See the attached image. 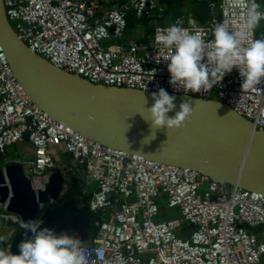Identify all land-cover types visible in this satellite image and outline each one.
<instances>
[{
    "label": "built area",
    "instance_id": "built-area-1",
    "mask_svg": "<svg viewBox=\"0 0 264 264\" xmlns=\"http://www.w3.org/2000/svg\"><path fill=\"white\" fill-rule=\"evenodd\" d=\"M19 38L34 52L67 72L95 84L186 94L227 103L264 130V82L242 90L236 68L211 90L193 93L170 85L165 57L156 42L123 41L128 14L163 17L159 0H127L109 7L104 0H4ZM251 0L210 2L218 10L199 24L192 15L176 24L199 31L206 42L227 21L238 28ZM264 11V0H256ZM264 21L262 19L260 22ZM260 24V23H259ZM257 35V28L249 39ZM27 139L34 148L23 162L26 173L45 182L57 170L53 147L63 145L88 183H96L85 203L93 214L91 239L82 244L87 264H264V194L213 180L190 168L163 164L105 146L55 120L34 103L14 75L0 44V155ZM51 170V171H50ZM36 186V185H35ZM101 213L95 218L94 214ZM162 216V218H161ZM167 217V218H165ZM20 218L0 203V221ZM242 225V226H241Z\"/></svg>",
    "mask_w": 264,
    "mask_h": 264
},
{
    "label": "water",
    "instance_id": "water-1",
    "mask_svg": "<svg viewBox=\"0 0 264 264\" xmlns=\"http://www.w3.org/2000/svg\"><path fill=\"white\" fill-rule=\"evenodd\" d=\"M104 1L121 7L127 0ZM0 44L27 96L81 135L128 154L197 170L215 181L264 194V130L227 103L168 92L176 97L170 117L188 99L192 114L179 129L151 128L145 120L146 108L154 103L151 94L157 91L95 84L57 67L19 38L4 0H0ZM71 175L68 166L51 171L43 185L36 187L22 163H7L0 167V203H5L20 223L43 220L41 227L68 230L82 245L91 239L94 219L82 194L54 206L69 191ZM70 181L78 187V176ZM22 231L19 228L5 244L14 255L19 254Z\"/></svg>",
    "mask_w": 264,
    "mask_h": 264
},
{
    "label": "clouds",
    "instance_id": "clouds-1",
    "mask_svg": "<svg viewBox=\"0 0 264 264\" xmlns=\"http://www.w3.org/2000/svg\"><path fill=\"white\" fill-rule=\"evenodd\" d=\"M234 3L239 6V0ZM262 19L264 11L256 0H251L238 28H232L227 21L217 23L212 29L211 42H206L199 31L190 33L179 24L158 30L156 42L170 50L165 57L170 85L175 88L182 84L193 93L208 91L236 68L242 79V90L257 88L264 82V36L249 37ZM151 99L154 103L146 108L148 118L142 116L151 128L179 129L193 111L188 99L170 117L168 113L176 108V97L163 88L153 92ZM43 223V220L21 222L23 239L17 245L19 254L0 250V264H87L85 250L75 235L68 230L57 232L54 227H41Z\"/></svg>",
    "mask_w": 264,
    "mask_h": 264
},
{
    "label": "crops",
    "instance_id": "crops-1",
    "mask_svg": "<svg viewBox=\"0 0 264 264\" xmlns=\"http://www.w3.org/2000/svg\"><path fill=\"white\" fill-rule=\"evenodd\" d=\"M159 1H160V6L163 4L165 7L167 6L169 7V5L167 4L165 5L164 1L162 0H159ZM105 5L112 7V4L108 1H105ZM174 8H178V7H174ZM154 12H156V10H154ZM154 12H153V15H154ZM167 14H168V11H165V15H163L162 18L157 17L155 19L156 16H154V19L152 21L149 20L150 23L148 22L151 25H148L145 22H138L137 20L129 21V26H128V29H127V32H126V35L123 41L128 42L129 40L130 41L134 40V41H143L146 43L150 42L153 38V34H154L156 26H167V27L170 26L166 22ZM190 15L192 14L189 13L188 16H185L186 18L183 19L184 23L188 22V18ZM176 21L177 20H175V24H176ZM150 28H152L151 31H150ZM51 152L54 156L55 162L58 164L57 166L60 167L58 169L62 170L64 167H66L63 165V164H66L64 161V157L67 153V151L65 150V147L63 145L53 147L51 149ZM33 155H34V148L32 144L27 139H25L24 141H21L17 145H15L7 155H0V167H2L3 165L7 163H15V162L23 163L31 159ZM77 171L79 174L78 176L79 179L82 178V181H83L85 172L82 169L77 170ZM74 172L75 171L73 172L71 171V173H74ZM18 225L19 223L15 224L12 221H4V220L0 221V241H2L0 242V250L7 251V246L5 244H8L12 240L14 234L19 229Z\"/></svg>",
    "mask_w": 264,
    "mask_h": 264
},
{
    "label": "trees",
    "instance_id": "trees-1",
    "mask_svg": "<svg viewBox=\"0 0 264 264\" xmlns=\"http://www.w3.org/2000/svg\"><path fill=\"white\" fill-rule=\"evenodd\" d=\"M162 1H164L165 5L166 4L169 5V7L168 6L166 7V11L170 10L171 8L178 7L171 0H162ZM220 1L221 0H192L190 2V4H188V2L181 1V4L179 5V7L181 9H187V14L191 13L193 18L199 24L204 25L210 20V18L213 16V14L218 10V8L215 9L214 7H212L210 5V2L220 3ZM157 15H158V11L156 10V12H154V16H157ZM163 15H165V10L163 11ZM132 20H137L138 22H145L148 25H151V24H149L150 23L149 22L150 19H148L146 16L145 17H137L134 11H130L129 14H128V26H129V21H132ZM151 30H152V28H150V31ZM64 161H65L66 164L69 163L70 166H74L75 170L77 168H79V165L75 162L73 156L70 153H68V152L66 153V155L64 157ZM73 174H74V176H79L78 171H75ZM77 184L78 185L80 184V179H79ZM73 190H74V187H73V185L71 183V187H70L69 191L67 192V194L58 203H56L54 206H57L61 202L72 198L73 197L72 196L73 195L72 194ZM92 196H93V193L89 192L88 196H86V200L84 201V203L89 202L91 200ZM94 215H95V218H97V217L101 216V213H97V214H94ZM19 225H20V223H19ZM19 225H18V227H19ZM96 230H97V228L95 226L94 227L92 226L91 235H94Z\"/></svg>",
    "mask_w": 264,
    "mask_h": 264
},
{
    "label": "rangeland",
    "instance_id": "rangeland-1",
    "mask_svg": "<svg viewBox=\"0 0 264 264\" xmlns=\"http://www.w3.org/2000/svg\"><path fill=\"white\" fill-rule=\"evenodd\" d=\"M176 6H178V8H171L170 10H168V14H167V18H166V22L168 25H173L175 24V20H183L185 19L186 17L185 16H188L187 14V9H181L179 7V5L181 4V1H185V2H188V4H190V2L192 0H171ZM162 6V5H161ZM162 8L166 11V7L163 5ZM177 18V19H176ZM263 31H264V21L260 22L259 26L257 27V35L258 36H261L263 34ZM56 165H58L56 163ZM64 166H68L69 163L67 164H63ZM70 167V166H68ZM51 171V170H50ZM71 177L67 180V184H68V188L71 187V181L70 179L73 176V173H71ZM83 176V175H82ZM84 178V177H83ZM78 186V185H77ZM82 190H89L90 192L94 193V191L96 190L97 188V184L92 182V183H88L85 179L82 181V178H80V184L79 186ZM82 203V202H81ZM162 218V216H161ZM167 218V217H165Z\"/></svg>",
    "mask_w": 264,
    "mask_h": 264
},
{
    "label": "flooded vegetation",
    "instance_id": "flooded-vegetation-1",
    "mask_svg": "<svg viewBox=\"0 0 264 264\" xmlns=\"http://www.w3.org/2000/svg\"><path fill=\"white\" fill-rule=\"evenodd\" d=\"M85 191L86 192H84V190H82L80 187H74V190L72 192V194H73L72 196L79 198L78 193H81L82 196H83L82 199H83V202H84L86 200V196H88V194H89V191L88 190H85Z\"/></svg>",
    "mask_w": 264,
    "mask_h": 264
},
{
    "label": "bare ground",
    "instance_id": "bare-ground-1",
    "mask_svg": "<svg viewBox=\"0 0 264 264\" xmlns=\"http://www.w3.org/2000/svg\"><path fill=\"white\" fill-rule=\"evenodd\" d=\"M43 181H41V179L40 178H36L35 179V185H36V187H41L42 185H43Z\"/></svg>",
    "mask_w": 264,
    "mask_h": 264
}]
</instances>
